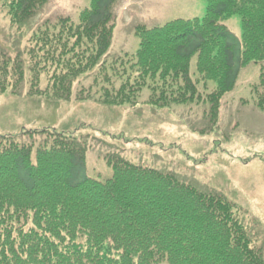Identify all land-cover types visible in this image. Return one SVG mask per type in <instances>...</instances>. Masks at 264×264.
<instances>
[{
  "label": "trees",
  "instance_id": "16d2710c",
  "mask_svg": "<svg viewBox=\"0 0 264 264\" xmlns=\"http://www.w3.org/2000/svg\"><path fill=\"white\" fill-rule=\"evenodd\" d=\"M48 2L10 0L13 25L27 24ZM207 2L203 19L139 25V49L118 60V87L102 62L112 46L118 0H90L78 24L63 19L58 30L38 39L49 48L50 61L58 58L54 93L47 95L120 108L137 106L149 90L155 107L200 103L190 75L197 58L198 75L216 85L207 96L216 122L241 70L264 62V0ZM236 16L241 41L223 24ZM96 69L94 86L74 94V82ZM9 75L7 59L0 56V82ZM2 86L3 81L0 94L6 91ZM26 138L31 145H22ZM88 149L79 129L0 135V264H264V252L237 217V206L222 194L120 156L107 159L110 179H92Z\"/></svg>",
  "mask_w": 264,
  "mask_h": 264
},
{
  "label": "rangeland",
  "instance_id": "374dc122",
  "mask_svg": "<svg viewBox=\"0 0 264 264\" xmlns=\"http://www.w3.org/2000/svg\"><path fill=\"white\" fill-rule=\"evenodd\" d=\"M9 1L0 0V56L7 59L10 73L1 80L6 91L0 94V135L46 128L75 133L79 129V138L89 146L88 177L110 179L113 171L107 159L111 156L176 174L203 191L222 194L237 206V217L248 228L255 247L264 252V102L260 103L264 97V63H252L240 72L236 88L222 100L216 122L211 119L207 100L215 91V83L205 82L197 74V58L191 62L190 75L200 103L155 107L149 103V90L140 94L135 107L58 101L47 95L54 93L58 58L50 61L49 48L38 39L48 30H58L63 19L78 24L90 0H49L22 26L13 25ZM207 9V0H118L112 46L102 60L107 64V74L119 87L116 74L123 75V68L118 60L139 49L135 33L139 25L154 28L178 19H203ZM225 25L242 38L240 17L231 18ZM98 71L79 77L73 93L82 89L88 92ZM99 90L94 87L93 93ZM21 143L31 145L28 138Z\"/></svg>",
  "mask_w": 264,
  "mask_h": 264
}]
</instances>
